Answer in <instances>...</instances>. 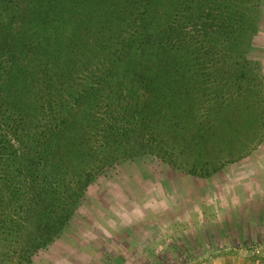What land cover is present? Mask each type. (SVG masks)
<instances>
[{"label": "trees", "instance_id": "16d2710c", "mask_svg": "<svg viewBox=\"0 0 264 264\" xmlns=\"http://www.w3.org/2000/svg\"><path fill=\"white\" fill-rule=\"evenodd\" d=\"M240 1L0 0V210L8 197L13 204L0 216L13 233L21 215L39 217L16 244V264L30 263L74 214L86 160L102 148L95 113L110 115L107 157L127 144L130 119L150 127L172 111L186 116L194 79L216 86L210 69L241 42Z\"/></svg>", "mask_w": 264, "mask_h": 264}, {"label": "rangeland", "instance_id": "374dc122", "mask_svg": "<svg viewBox=\"0 0 264 264\" xmlns=\"http://www.w3.org/2000/svg\"><path fill=\"white\" fill-rule=\"evenodd\" d=\"M238 3L241 42L210 69L216 86L194 79L186 116L172 111L154 129L130 119L127 144L107 157L110 115L95 113L102 148L83 159L78 206L28 264H264V0ZM26 214L20 233L0 216V264H16V244L36 229L39 217Z\"/></svg>", "mask_w": 264, "mask_h": 264}]
</instances>
